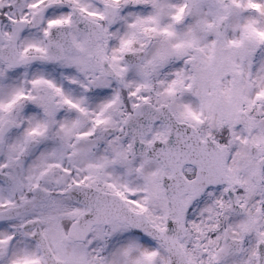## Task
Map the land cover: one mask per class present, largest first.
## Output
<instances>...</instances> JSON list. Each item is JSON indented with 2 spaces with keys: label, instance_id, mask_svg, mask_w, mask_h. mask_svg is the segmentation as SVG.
Segmentation results:
<instances>
[{
  "label": "snow or ice",
  "instance_id": "6c2138e0",
  "mask_svg": "<svg viewBox=\"0 0 264 264\" xmlns=\"http://www.w3.org/2000/svg\"><path fill=\"white\" fill-rule=\"evenodd\" d=\"M0 264H264V0H0Z\"/></svg>",
  "mask_w": 264,
  "mask_h": 264
}]
</instances>
